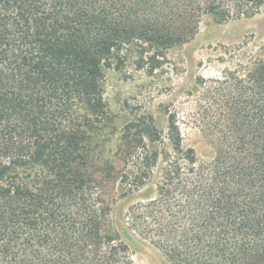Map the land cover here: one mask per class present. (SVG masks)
<instances>
[{
    "label": "trees",
    "instance_id": "16d2710c",
    "mask_svg": "<svg viewBox=\"0 0 264 264\" xmlns=\"http://www.w3.org/2000/svg\"><path fill=\"white\" fill-rule=\"evenodd\" d=\"M263 7L0 0V264H136L132 245L168 264H264V47L244 68L199 80L187 121L218 135L212 162L184 147L178 112L166 110L165 132L133 112L118 130L105 99L109 70L144 68L150 49L156 61L188 43L205 16L227 23ZM103 179L121 198L152 185L157 195L116 222Z\"/></svg>",
    "mask_w": 264,
    "mask_h": 264
},
{
    "label": "rangeland",
    "instance_id": "374dc122",
    "mask_svg": "<svg viewBox=\"0 0 264 264\" xmlns=\"http://www.w3.org/2000/svg\"><path fill=\"white\" fill-rule=\"evenodd\" d=\"M264 47V7L252 18L218 23L212 16H205L194 39L182 46H175L163 52V57L150 60L154 51L147 54L144 68L127 62L121 69L109 70L105 81V99L114 128L121 130L130 113L150 114L157 127L166 131L168 116L166 110L178 112L184 117L183 145L194 149L198 159L212 162L218 155V135L214 138L206 124H191L188 113L203 93L200 78L205 80L219 77L225 71L244 68L251 59H256ZM182 120V119H181ZM107 152H113L117 145L116 134L110 137ZM213 142V143H212ZM113 158V154L108 156ZM114 160V159H113ZM116 170L123 164L115 160ZM104 180L105 200L113 209L112 218L118 222L127 209L141 201L157 195L152 185L149 189L121 198L118 185ZM136 264H168L165 258L149 245L131 246Z\"/></svg>",
    "mask_w": 264,
    "mask_h": 264
}]
</instances>
